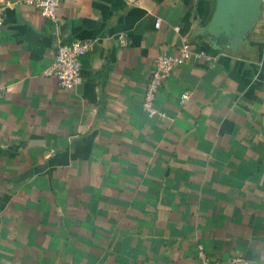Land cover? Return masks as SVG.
<instances>
[{
    "label": "crops",
    "instance_id": "obj_1",
    "mask_svg": "<svg viewBox=\"0 0 264 264\" xmlns=\"http://www.w3.org/2000/svg\"><path fill=\"white\" fill-rule=\"evenodd\" d=\"M0 4V264H197L199 242L264 264L263 0L227 25L216 0ZM74 37L63 88L43 70ZM183 41L216 63L173 67L147 116L152 59Z\"/></svg>",
    "mask_w": 264,
    "mask_h": 264
},
{
    "label": "built area",
    "instance_id": "obj_2",
    "mask_svg": "<svg viewBox=\"0 0 264 264\" xmlns=\"http://www.w3.org/2000/svg\"><path fill=\"white\" fill-rule=\"evenodd\" d=\"M12 3L32 6L42 16L51 21H56L57 19L59 0H12ZM4 7V4H0V23L3 19ZM262 15L264 18V9ZM91 46V40L76 37L57 43L54 55L49 64L44 68L43 74L52 75L57 84L63 88L74 87L81 79L80 57ZM192 59H203L208 67H213L216 63V57L214 55L191 48L184 41L174 48L173 51L169 53L159 52L154 56L140 100L141 109L147 116H164L163 111L155 105L156 92L173 67ZM187 96L188 92L184 91L179 101L183 102ZM195 249L197 264H263L241 255L228 256L224 259L212 258L206 254L200 242L196 244Z\"/></svg>",
    "mask_w": 264,
    "mask_h": 264
},
{
    "label": "water",
    "instance_id": "obj_3",
    "mask_svg": "<svg viewBox=\"0 0 264 264\" xmlns=\"http://www.w3.org/2000/svg\"><path fill=\"white\" fill-rule=\"evenodd\" d=\"M217 6L214 15V21L224 23L227 25L226 17L229 13H234V22L244 20L251 24V20L246 18L244 6L252 5L255 10H258L259 0H216Z\"/></svg>",
    "mask_w": 264,
    "mask_h": 264
}]
</instances>
